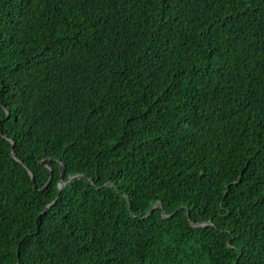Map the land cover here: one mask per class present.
I'll use <instances>...</instances> for the list:
<instances>
[{
	"label": "trees",
	"instance_id": "obj_1",
	"mask_svg": "<svg viewBox=\"0 0 264 264\" xmlns=\"http://www.w3.org/2000/svg\"><path fill=\"white\" fill-rule=\"evenodd\" d=\"M0 132V264H264V0H0Z\"/></svg>",
	"mask_w": 264,
	"mask_h": 264
},
{
	"label": "water",
	"instance_id": "obj_2",
	"mask_svg": "<svg viewBox=\"0 0 264 264\" xmlns=\"http://www.w3.org/2000/svg\"><path fill=\"white\" fill-rule=\"evenodd\" d=\"M6 111V115L8 116L9 115V111L8 110H5ZM0 135H1V132H0ZM11 144H12V141H11ZM11 156L17 161V162H19V163H21L20 162V160L18 159V158H16V156L13 154V152H12V150H11ZM63 169H64V166L62 165V164H60V174L62 175L63 174ZM30 174V177H31V180H32V182H34V177H33V175L31 174V173H29ZM80 176H74V177H71V178H69V180H72V179H74V178H79ZM65 185V182H63L62 180L59 182V186H58V188H59V191H61V189L63 188V186ZM46 187V186H45ZM44 187V188H45ZM33 188H35V186H33ZM56 201V200H55ZM54 201V202H55ZM49 207V206H48ZM48 207L47 208H45V210H47L48 209ZM157 206L156 205H154V206H152V208H151V210L146 214V216L145 217H147L149 214H150V212L153 210V209H155ZM44 210V211H45ZM164 214V211L162 210V215ZM165 217H167V216H165ZM209 223H206L205 225H208ZM202 226H204V225H195L194 227H202Z\"/></svg>",
	"mask_w": 264,
	"mask_h": 264
}]
</instances>
